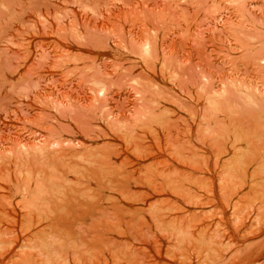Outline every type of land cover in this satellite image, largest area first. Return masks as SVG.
Listing matches in <instances>:
<instances>
[{"label": "rangeland", "instance_id": "374dc122", "mask_svg": "<svg viewBox=\"0 0 264 264\" xmlns=\"http://www.w3.org/2000/svg\"><path fill=\"white\" fill-rule=\"evenodd\" d=\"M0 264H264V0H0Z\"/></svg>", "mask_w": 264, "mask_h": 264}]
</instances>
